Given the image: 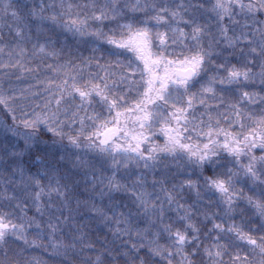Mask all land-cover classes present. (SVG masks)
<instances>
[{
    "label": "snow or ice",
    "instance_id": "snow-or-ice-1",
    "mask_svg": "<svg viewBox=\"0 0 264 264\" xmlns=\"http://www.w3.org/2000/svg\"><path fill=\"white\" fill-rule=\"evenodd\" d=\"M0 113V264H264V0H0Z\"/></svg>",
    "mask_w": 264,
    "mask_h": 264
},
{
    "label": "trees",
    "instance_id": "trees-1",
    "mask_svg": "<svg viewBox=\"0 0 264 264\" xmlns=\"http://www.w3.org/2000/svg\"><path fill=\"white\" fill-rule=\"evenodd\" d=\"M0 116H1V118L3 117V119H5L3 113H0ZM238 187H239V185H238ZM27 215H28L29 217L32 216V212H29ZM161 243H164V242L161 241ZM34 254L37 255V256H40L41 258H46V257H43L42 252H37V253H34Z\"/></svg>",
    "mask_w": 264,
    "mask_h": 264
},
{
    "label": "rangeland",
    "instance_id": "rangeland-1",
    "mask_svg": "<svg viewBox=\"0 0 264 264\" xmlns=\"http://www.w3.org/2000/svg\"><path fill=\"white\" fill-rule=\"evenodd\" d=\"M22 87H26V85H21ZM4 120L3 117L0 116V121Z\"/></svg>",
    "mask_w": 264,
    "mask_h": 264
}]
</instances>
